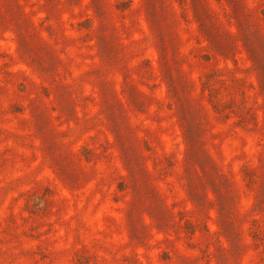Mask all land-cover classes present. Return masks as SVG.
<instances>
[{
  "label": "rangeland",
  "instance_id": "obj_1",
  "mask_svg": "<svg viewBox=\"0 0 264 264\" xmlns=\"http://www.w3.org/2000/svg\"><path fill=\"white\" fill-rule=\"evenodd\" d=\"M0 264H264V0H0Z\"/></svg>",
  "mask_w": 264,
  "mask_h": 264
},
{
  "label": "trees",
  "instance_id": "obj_2",
  "mask_svg": "<svg viewBox=\"0 0 264 264\" xmlns=\"http://www.w3.org/2000/svg\"><path fill=\"white\" fill-rule=\"evenodd\" d=\"M122 6H123V5H122ZM205 88H209V87H205ZM210 89H211V88H210ZM210 89H208L209 96L212 97V98L214 99V98H215V89H212V93H213V94L211 93ZM196 142H197L196 139L191 138L190 141H189V144H192V145L195 146V145H196ZM199 150H201V149H199ZM187 153H188V152H187ZM246 165H249V164L246 163ZM242 168H243L244 174L247 176V178H250V179H251V176H252L251 173H252V172L250 171V173H249V172L247 171L248 168H247V166H245V165H244ZM200 177L204 178L205 175L202 174V175H200Z\"/></svg>",
  "mask_w": 264,
  "mask_h": 264
}]
</instances>
